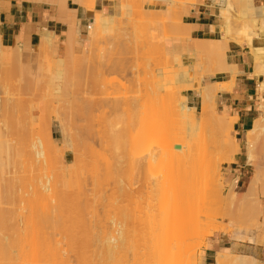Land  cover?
Wrapping results in <instances>:
<instances>
[{
	"label": "rangeland",
	"instance_id": "rangeland-1",
	"mask_svg": "<svg viewBox=\"0 0 264 264\" xmlns=\"http://www.w3.org/2000/svg\"><path fill=\"white\" fill-rule=\"evenodd\" d=\"M79 1L91 6L94 5V0ZM147 1L152 0H123L122 14L118 17L97 15L88 25L86 37L90 41L89 45L79 52H76L73 41V34L75 35V32L70 34L69 39L72 41H68V44H66L65 52H59L57 50V45L54 46L56 48H52L53 50H56V53L53 50H49L48 46L46 47L45 39L42 38V48L40 51H42L43 53H45L46 50L52 51L51 53L48 52L49 54L47 58H49L50 56L49 60L52 61L51 64H53L54 66L52 68V72L54 70V75L52 74V72H50L40 76V79L38 78L40 80V82L38 81L39 84L35 82L34 76L32 77L30 75L31 72L28 69L29 67H27V65H23L25 63L21 61V56L18 57L17 53L8 52V50L5 49L3 45H1L2 43L0 41V48H2L0 49V83L3 84L5 81L3 86H1L2 84H0V106L3 105L2 103H6L9 104L10 109L13 108L11 109V112L14 116H16L14 118H17L19 120L20 124H16H18V127L20 125L21 128H19L22 129V131L20 129L19 130L21 134L24 135L20 136V132L18 131H10L11 129L9 128V124L3 121L5 120L3 119L5 114L3 109L4 107L1 106L0 109L2 108L3 111H1L2 109L0 110V121H3L4 125L3 122H1L0 126L3 125L4 127L2 126L0 131H2L5 135L2 134L3 136L0 137V141L4 138L6 142L10 141V143L12 142V145L14 144L13 148L15 145L17 146V148H14L16 150H13V152L16 151V153H14V156L13 154H10L15 157V160L9 161L11 164L7 162L8 166L5 161L7 167L5 166V174L3 173L5 176L3 177L4 182H14V188L9 195L10 199L13 202H10L12 205H7L8 202L4 201L2 202L3 204L1 203L0 205L3 209L6 207L7 210L6 208L5 210H9L8 212H10V210H15V212H13L7 218L5 228L0 232L1 242L4 244L15 243L17 245H20V243H22L21 239L23 241L26 238L25 240L29 241V236L31 242V239H36V242L38 240L37 244L40 243L42 245L41 247L40 244L38 246L36 245L38 247V250L36 249L35 252H38L37 255L39 256H37L36 253L33 254L29 252L28 249H26L27 253L29 252L28 257L26 255V252H24L25 249L23 247L26 248L25 245L21 246V248L24 249H22L23 252H21V248L19 246H11L10 249L12 247H14V249L12 250L13 252L10 250L9 254L13 253L11 255V259L13 257V259L16 261L14 263V261L12 260L14 264H33V262H35L37 259L39 262H36L40 264H202L203 249L207 244L208 238L211 237L215 232H236L239 234L243 229H251L260 230L264 234V211H261V205L264 209V173L258 188L253 191L246 190L249 185L250 179H252L254 174L258 171L256 170V166L257 168L258 166L260 168V171L258 172L261 173L262 171H264V160H262L264 159V133L257 137L255 135H249L247 143L249 140V145L252 146V150H257L253 151L255 164H250L245 167V172L240 175L242 177L241 179H239L238 173L232 176L234 179L239 180L238 186L236 187V190L239 192L234 190L236 181L230 183L231 189L229 190V184H225L226 178H228V176L230 175L228 165L230 162L234 161V154H237V152L234 151V133L231 124L229 127L230 129H225L226 126H223L225 129H223V133L225 136L219 130L221 132H219V134H222L224 136L223 138L226 137L224 139L225 141H227L225 142L226 146L225 149L223 147L224 150H222L225 152L226 148L228 149L229 153H227L228 155L226 157H228L229 159H224L223 157L225 156H222L221 153H218L217 156L213 154L215 156L214 159L211 158L212 156L208 157V159L211 158L212 161L207 167H203V169L200 168V173L203 174L199 175L201 176V183L199 182L200 185L198 186V183L195 182L197 183L196 185L198 186V188L193 190L190 189V186H186L185 188L188 187L189 189H183L182 194L187 196L186 198H188V202L184 201L187 203L182 204V207H190L189 209L187 208V210L185 209V215L182 217V219L181 217H177L178 219L176 218L172 221V223H170L169 226L172 227L167 226L165 230V227H161L163 231L166 232L165 233L159 226L161 217L155 218L153 216L155 212L159 211H156V207L158 206L155 207V205H158L157 203H159V201L161 200L160 196H162V198L164 199V197H166V194L168 195L169 192H171L169 190L174 189L171 186V182L185 173L184 165L176 164L177 159L180 158L179 154L185 151V145H176L173 147H166L158 151H153L155 145L164 142L169 134L167 132H159L153 138H150L148 134L151 125H153V123L151 122L153 120V117L154 122L155 118L156 120L160 118V122H163L161 121L162 118L159 117L158 113H156V111H163L160 107L163 105L159 104L160 97L158 95H160L161 91L162 93L163 91H165L163 89H158L164 81L163 80L160 82L159 78H165L166 76L161 77L164 76L161 74H168L166 69L167 67L169 68L171 66L170 63H165L164 66L167 67H164L166 68L164 69L162 68L163 64L158 62H162L163 58L165 57V61L163 60V62H168L170 61L169 59H171V61L173 60L174 63L172 66H177V61L174 62V58L172 59V57H175L179 53L168 52V50L165 48V39L169 38L170 36H174L172 34L176 33L175 31H177L178 28L180 29L179 26L178 28L175 27L179 25L178 20L181 17V12L179 11L180 5L186 3L187 1L193 0H166L168 2L167 8L150 10L145 14L143 12V5ZM247 1H251L249 4H253V9L249 8L246 5ZM219 2L221 6V16L225 23V31L231 39H235L240 42L247 41L249 44H252V42L248 40V33L253 32L256 36L264 34V25L260 21L264 18V3L255 4L254 0H219ZM165 10H167V17L164 16ZM251 10H255L256 15L254 16L258 17V20L260 21L258 23L259 26H252L251 23L255 22H252L253 12H250ZM177 11L180 12V14ZM153 13L156 15H154ZM229 13L231 15L234 14L232 15V19L231 16H229ZM177 14H179L180 16H177ZM154 16H158V18H155ZM163 16L164 18H167L169 22L165 19L163 20ZM227 16H229V19L232 20V22L229 21V25L234 24L231 25L232 27H228L227 25ZM177 17L179 19H177ZM152 18L157 20H154ZM108 19L116 22L114 25V30L104 35L97 34L98 37H96V33L92 34L94 26L93 22L95 20L101 21L103 24H105ZM150 19L152 21L154 20V24L152 21H150ZM233 20L235 23L233 22ZM149 21L150 23H148ZM163 21L169 23V29H166V26L168 25L166 23H163ZM155 25L157 26L156 28L154 27ZM170 28L175 29H173L174 33L172 30H170ZM164 29H166V31L168 30V32H165L166 34H164V32H161ZM155 32H157L158 35ZM159 33L163 34H161L160 36ZM180 33L178 34L180 35ZM71 36L72 38H70ZM157 38L160 39L158 40ZM155 39L158 41H156ZM154 40L156 41V43ZM69 42L71 44H69ZM152 44L153 49L151 48ZM158 44L161 45L160 49H163V53L160 54L161 56L158 53L156 55L154 54L156 57L153 56L152 59L150 54L153 55V52L149 53L147 51L150 48L153 51L156 48H154V46L156 45L158 47ZM260 48L262 50V57H264V48ZM252 49H254L253 51H255V48ZM115 51H117L116 54H114ZM157 55L159 56L157 57ZM206 58L207 61H209V57ZM151 61L156 62L155 65L157 63L158 66L162 65L159 68L164 69L165 72H160V74L159 71H157L158 68L153 67L154 63H151ZM207 61H203V63H209ZM65 64L69 65L72 68L71 69L70 67H68V70H70V72L66 69ZM56 65L57 67H62L61 69L62 71H64H59V68H57ZM102 65L104 67H101ZM205 66L206 65H192V68H194V70L195 68H197L196 73L193 72V69H191L192 73L195 74H192V76H194V84L198 83L199 85H205L212 82V88L217 90V93L220 90L229 89L225 87L228 82L214 83V81H209V77H206L208 75L205 76V73H213L211 67L212 65H210V67ZM54 68H56L58 71ZM23 70L27 72L29 71V75L27 73L26 74L31 77H28L25 74V71L23 72ZM174 70L170 71L169 73H174ZM14 71L17 75L14 73ZM56 72H59L58 74L61 75V77L60 75L58 77L61 78L63 83H60L62 82L60 79H58L59 81L56 79ZM152 72L156 73L154 74ZM158 73L159 75H161L159 76V78ZM170 75L171 74H169V76ZM51 76L52 80L50 79ZM169 76L167 78H169ZM65 77L70 80L69 81L67 79V81H69L70 83L66 81ZM173 78L175 79L176 76ZM118 79H120V81ZM176 79L175 81L176 83L178 81V85L173 81V87L177 86L176 88H178V90L174 88L175 91L179 92V90H181V92L179 93H183L186 95L188 90H191V92H193L200 100L197 88L193 87L189 89H183L185 87H188V83L184 84L183 81H180L179 78L178 80ZM64 80L66 82H64ZM170 80L171 78L169 79V81H167L169 82V84L171 82ZM203 80H205V82H203ZM165 83L166 82H164V84ZM179 83L181 85H179ZM60 85H63V87L61 88ZM181 86L183 87L182 89L180 88ZM2 87L4 88V90ZM57 87L59 88L55 89ZM167 87L169 86H165V88ZM32 89L34 91H32ZM155 89L159 90V92H156ZM57 90H61V92ZM171 90L172 88L170 90H166V93H168L167 91L171 92ZM172 91L174 93V90ZM178 92L176 93L178 94ZM3 93H5V95ZM162 95L166 96L165 93ZM149 96L153 99L149 98ZM148 98L152 103L147 101L149 100ZM109 100H111L113 104L114 102H118V107H114L115 109H112L111 107L116 104L113 105L111 101L108 102ZM167 100L168 99H166V101ZM150 104L154 106L157 105L156 107L159 106L160 108L156 110L157 108H154L153 106L154 110L151 109L152 113H144L145 109L149 110L146 105L148 107H151L152 105ZM167 104L166 106H168ZM190 105H195L196 107L198 105L197 111H201V100L199 103L196 101ZM129 109L131 111L135 109V117L134 115H131L134 113L130 114V112H128ZM140 109L142 111H139ZM112 110H116L114 111V113H117L115 114L117 115V117L120 116L119 120L115 117ZM111 111L113 113L111 114L112 116H110ZM216 111L217 113H221L220 111H218V109ZM167 112L170 116L169 111ZM199 112L198 115H200ZM155 113L157 114V117ZM163 113L161 115H163ZM129 114L131 116H129ZM171 115L173 116V113ZM106 117H108L107 120L109 118L115 117L116 119L114 120L119 121V125L122 124L120 126L121 129L123 127L122 135L125 136L122 137V140L124 142H121L123 144L121 145V156L118 163L119 169L117 167L116 176H111V173H109L110 176L107 175L109 178H106L107 176L100 178L99 176L97 177L95 175H91L95 179H93V177L89 175L76 176L73 173V170H77L76 166H80L79 163L82 158H86L87 160L91 159L94 162L93 163L90 160L93 164H95L94 159L96 158L95 160H99V164L101 163L102 160L100 156L93 153L90 154L92 150L87 151L86 146L90 144L96 150L98 148H101L99 144L100 136L98 132L101 131L103 120H105ZM128 117H130L131 120H129L130 118ZM50 119L52 120L49 121ZM229 121L231 120H228L227 122L229 123ZM106 122L108 121H105V123ZM127 122H130V125L127 124ZM158 122L156 123L159 124ZM109 123L110 121L108 122V124ZM224 123L225 122H223L222 125H226ZM217 124L218 123H216L215 126H217ZM103 125L107 124L103 123ZM126 125H132L133 129L130 130L131 128H127ZM222 125L220 126L222 127ZM125 128L131 131V134H129L131 139L129 138V136L127 137L126 132L128 130ZM2 129H5V131H3ZM91 129L95 133L90 132L89 130ZM12 132L16 133L14 134ZM17 132L18 135L16 136ZM209 132L210 131H208V135L211 134ZM217 132L218 131H216L215 133ZM31 133H33V135H30ZM52 133L54 138L52 136ZM217 134H215L214 136H216ZM48 135H51L50 137L52 142L48 141L50 140V138H48ZM133 135L135 136V139H133ZM5 136H7L8 138H6ZM13 136L17 138H14ZM18 136L22 138L20 139V137L18 138ZM32 136H40L47 141L48 145H53V148L49 146L50 149L48 150H53L51 154H55L54 157L57 162H55V164L52 163L54 166L51 165V168H56H54L55 170L48 168L50 166L47 162H44L45 160L40 161V159H36L32 156V152L30 153V151L33 150L32 148H29L31 146L27 147V145H29V141L27 142V144L24 140H22L24 138H28L30 140L32 139ZM210 137L211 136H208V138ZM19 139L20 142L22 140L26 144L25 145L23 143L25 145L23 146L25 148V151L22 148L23 151L21 152H24L22 154L20 152L17 153L18 151L22 150L20 146L21 143L17 141ZM219 139H221V136ZM209 141L207 143H211ZM16 142L18 144L20 143V147L18 146V144H16ZM251 142L254 143L252 144ZM221 143L218 144L221 145ZM218 144L217 146L219 148L220 146ZM209 145L210 144H208V146ZM18 147L20 150L18 149ZM209 147H207L206 149H208ZM26 148H29L30 150ZM239 148L240 151L242 150L243 152H246V146H239ZM214 150L216 151V147L214 148ZM27 152H29V154ZM102 152L105 151L103 150ZM216 152H218V150ZM24 154L27 155L25 156ZM149 155H151V158H149ZM208 155H210V153H208ZM91 156H93L94 158ZM19 157H22V161L21 159H18ZM5 158L7 159V157H4V160H6ZM11 159L9 158V160ZM16 159H18L19 163H17L18 161H16ZM86 159L84 160L86 161ZM90 161L86 162L90 163ZM42 162L44 165H46V167L42 164ZM102 163H104V160ZM99 164L98 168L96 167V170H100L99 167L101 166V164L100 166ZM105 164L106 163L102 165L104 166ZM94 166H97V163ZM106 167L107 166H104V168ZM96 170L94 172H96ZM101 171H103V168L102 170H100V172ZM30 172L35 173L30 174ZM104 172L105 170L103 171V173ZM96 175H100V173ZM57 176H59L58 181L55 180L56 178H58ZM96 177L98 182L97 184L94 183L95 181H92L96 180ZM99 178L101 181H99ZM42 179H47L46 181H50L45 183L46 181H43ZM218 179L223 181L225 186L219 185ZM42 182L49 186L51 185L52 187L53 185L55 187L58 186L54 188V193H51V195L45 200H40L35 196V192H37V188L39 186L41 187V185L43 184ZM57 182L59 184L56 185ZM100 182H102V186H99ZM33 183H35V185ZM38 183H40V185ZM91 184H96V186L100 187L101 190H97L96 186H94L95 189L92 190L93 185L91 186ZM90 186L91 188H87L88 190L86 189L87 191H85L86 193H84L83 189ZM192 186L193 185H191V187ZM163 191H168V193L163 194ZM163 214H165V212L162 213L161 216H163ZM156 216L160 215L158 214ZM31 218H34L33 222H36V225L38 224L37 226L33 225L35 223H30V221H32ZM39 219L41 220V222ZM47 219L49 221L45 222ZM178 224L181 226H179ZM174 225H177L179 228L182 227V230H171V228H175ZM34 226L37 227V230ZM169 229L170 231L167 234ZM34 230L36 231L35 234ZM173 232L177 234H173ZM32 233L34 235H36L37 233V235L39 236L36 238V236H34ZM30 234H32L35 238H33L32 235L31 238ZM50 236L51 238H48ZM53 236L54 238H57V241L53 238ZM111 237H113L116 242H113L115 248L110 252L107 248V245L109 244L108 242ZM160 238H162L163 241H161ZM250 239L252 240L251 237ZM30 241H25L24 243L28 246L31 244ZM158 241L163 242L162 244L165 245L162 247L157 245L160 244ZM55 243H57L59 249L62 246L59 250L60 252H58V247ZM98 246L100 248H98ZM28 247L30 248L29 250L32 251L33 247L31 245ZM52 247L57 248V250L56 248H54L53 253L51 251L53 249ZM62 248L64 251L62 250ZM55 251H57L55 255L60 253V258L58 255V259L54 256ZM42 252L44 254L43 257ZM23 253L26 256H23ZM32 254L34 256H30ZM237 256L241 260H243V263L240 262V260L239 262L232 260V262L228 264H255V259L252 257L242 255ZM234 258H236V255L234 256ZM28 259H30L31 263L30 261H28ZM52 260H54V262ZM0 264H5L3 263L2 257H0Z\"/></svg>",
	"mask_w": 264,
	"mask_h": 264
},
{
	"label": "bare ground",
	"instance_id": "bare-ground-1",
	"mask_svg": "<svg viewBox=\"0 0 264 264\" xmlns=\"http://www.w3.org/2000/svg\"><path fill=\"white\" fill-rule=\"evenodd\" d=\"M95 1V0H94ZM94 1H93V3H94ZM251 1H247L246 2V5L249 7V8H251V9H253L252 7H253V4H249ZM125 6H128V5H125ZM139 7V6H138ZM167 10H165V15L164 16H168L167 15V12H166ZM180 12H181V10H179ZM215 11V10H214ZM146 12V11H145ZM178 12V11H177ZM180 12H178L179 14H180ZM250 12H253L252 13V15H253V20H252V22H255V23H251L252 24V26L253 25H256V26H259L258 25V23L261 21V23L264 25V18L262 19V20H258V17H256V16H254V15H256V12H255V10H251ZM176 13V12H175ZM150 14V13H149ZM154 14V13H153ZM179 14H177V16H180ZM230 14V13H229ZM145 15V14H144ZM152 15V14H151ZM154 15H156V14H154ZM183 15V14H182ZM189 15V14H188ZM227 15H228V13H227ZM232 15H234V14H232ZM231 14L229 15V16H231V19L233 18V16H232ZM161 16V15H160ZM164 16H163V20L165 19L166 21H168L169 22V20H167V18H164ZM229 16H227V18L226 19H228L227 21H228V23H227V25H228V27L229 26H231V25H234V24H231V25H229V21H231L232 22V20H230L229 19ZM62 17V16H61ZM155 18H158V16H154ZM149 18V17H148ZM152 19H154V18H152ZM169 19V18H168ZM171 19V18H170ZM177 19H179L178 17H177ZM181 19V18H180ZM148 20V19H147ZM154 20H157V19H154ZM154 20L152 21L151 19H150V21H152L153 22V24H154ZM150 21L148 22V23H150ZM166 21H163V23H166L167 25L169 24L168 22H166ZM179 21V20H178ZM178 21H176V22H178ZM181 22V21H180ZM233 22H234V20H233ZM94 26H93V32H92V34H94V33H96L95 35H96V37H98V35H104V34H107V33H109V32H111L112 30H114V25H115V23L116 22H113L112 20H110V19H108L107 21H106V23L105 24H103L101 21H98V20H95L94 22ZM156 23V22H155ZM192 23V22H191ZM235 23V22H234ZM257 23V24H256ZM157 24V23H156ZM177 24V23H176ZM173 25V24H172ZM191 25V24H190ZM175 26V25H174ZM178 26H180V25H177V26H175V27H177L178 28ZM181 26H183V25H181ZM155 28L157 27L156 25L154 26ZM164 27H165V25H164ZM167 28L166 29H169V25L168 26H166ZM171 27V26H170ZM174 27V28H175ZM197 26H195V28H196ZM232 27V26H231ZM153 28V27H152ZM151 28V29H152ZM173 28V29H174ZM150 29V28H149ZM158 29V28H157ZM166 29H164L163 31H161V32H164V34H166L165 32H168V30L166 31ZM173 29H171L170 28V30H172L173 31V33H174V30ZM198 29V28H197ZM154 30V29H153ZM48 31V30H47ZM148 31V30H147ZM150 32V31H149ZM152 32V31H151ZM176 33H174V34H172V35H174V36H178L179 34L178 33H180V29L178 28V30L177 31H175ZM188 32V31H187ZM187 32H182V33H187ZM49 33V32H48ZM50 33H52V32H50ZM157 35H158V33L157 32H155ZM72 34V33H71ZM98 34V35H97ZM112 34V33H111ZM161 34H163V33H161ZM161 34L159 33V35L161 36ZM178 34V35H177ZM181 34V33H180ZM223 35H225L224 33H223ZM43 36V35H42ZM93 36V35H92ZM164 36V35H163ZM179 36H181V35H179ZM184 36V35H183ZM94 37V36H93ZM222 37V36H221ZM225 37H226V35H225ZM247 37H248V40L250 41V42H252L253 41V39L255 38V37H257L253 32H250V33H248L247 34ZM1 38V37H0ZM70 38H72V36L70 37ZM223 38V37H222ZM43 39H45V42H46V47L48 46V48H49V50H53L54 48H56V47H54V46H56L57 44H55V41H54V39L52 38V37H48V36H43ZM158 39V38H157ZM160 39V38H159ZM158 39V40H159ZM17 40V39H16ZM156 40V39H155ZM154 40V41H155ZM158 40H156V41H158ZM0 41H1V39H0ZM69 41H72V40H70L69 39ZM156 41H155V43H156ZM195 41H197V40H195ZM201 41V40H200ZM206 42H207V40H205ZM224 40H220V41H211V42H208V43H206V42H204V43H202V44H198V43H196V47H195V52H202V54H204V56H206V57H209L208 58V60L209 61H207V62H209V63H206V66L207 67H210V65H212L211 67H212V71H213V73L215 72V71H222V70H227V71H229V70H233L234 72H235V66L234 65H230V64H227L226 63V61H225V47H224V42H223ZM226 41V40H225ZM160 42V41H159ZM158 42V43H159ZM200 43V42H199ZM228 43V42H227ZM1 44V43H0ZM68 44V43H67ZM69 44H71L70 42H69ZM198 44V45H197ZM2 45V44H1ZM21 45V44H20ZM31 45V44H30ZM228 45V44H227ZM151 46V45H150ZM160 46L161 45H159L158 44V47L155 45L154 46V48L156 49V52H155V49L152 51L151 50V48L153 49V44H152V47L147 51V52H153L152 54L153 55H151L150 54V56H151V58L154 56V57H156L155 55L158 53L159 55L160 54H162L163 53V49H160ZM229 46V45H228ZM1 47V46H0ZM17 47V46H16ZM58 47V46H57ZM41 48H42V46L40 47V50H41ZM51 48V49H50ZM53 48V49H52ZM162 48V47H161ZM252 48H255V51H254V53L256 54V57H257V59L258 58H261L262 57V50H261V48L260 47H252ZM0 49H2V48H0ZM21 49V48H20ZM18 50V49H17ZM35 50V49H34ZM162 52H161V51ZM252 50H254V49H252ZM2 51V50H1ZM19 51V50H18ZM54 52L56 51V50H53ZM34 52V51H33ZM48 52H52V51H45V53H43L42 51H40L39 52V60H37L35 63H26V62H24L25 64H23V65H27V67H29L28 69L30 70V72L28 71H25V70H23V72L25 71V74L27 73H30V75L33 77L34 76V80H35V82L37 83V84H39L38 83V81L40 82V76H42V75H45V74H47V73H50V72H52V68L54 67L53 66V64H51V62L52 61H50L49 60V58H50V56H49V58H47V56H48ZM116 52L117 51H115V53L114 54H116ZM188 52V51H187ZM1 53V52H0ZM56 53V52H55ZM17 54H18V57L19 56H21L22 57V55H23V53L21 52V51H19V52H17ZM113 54V55H114ZM155 54V55H154ZM165 54V53H164ZM227 54V53H226ZM14 55V54H13ZM55 55V54H54ZM159 55H157V57L159 56ZM15 56V55H14ZM115 56H117V55H115ZM161 56V55H160ZM163 56H165V55H163ZM181 55L180 54H177L175 57H172V59L174 58V62L175 61H177V66L174 68L172 65L174 64L173 63V60L171 61V59H169L170 61H168V62H163V60L165 61V57L163 58V60H162V62H158V63H162L163 64V67L162 68H164V67H167V66H164L165 65V63L167 64V63H170L171 64V66L170 65H168V66H170L169 68L167 67V69L166 68H164V69H166L167 70V73L168 74H166V73H163V74H161L160 72H165V70L164 69H162V68H159V67H161L162 65H155V63L156 62H152L151 61V63H154V65H153V67H157V68H155V69H157V71H159V73L161 74V75H164V76H161V75H159V73H158V78H159V76H161V77H165V78H162V79H160L159 78V81L161 82V81H163L162 83L164 84V82H166L163 86L161 85L158 89H160V90H165V91H163V93H162V91L160 92V95H158L159 97H160V99H159V104H161V105H163V106H160L161 107V109L163 110V111H156V110H158V108H160L159 106L158 107H156L157 105H152V104H150V105H152L151 107H148L147 105H146V107L149 109V110H146L145 109V111H144V113L146 112H149V114H150V112H151V109H153V106H154V108L156 107L157 109L155 110L156 111V113H158V115H159V117H161L162 119H161V121H163L162 123L160 122V118L158 119V120H156V118H155V122L153 121L154 120V117H153V120L151 121L152 123H153V125H151V128H150V130H149V134H148V136L150 137V138H153L156 134H158L159 132H167L168 134H169V136L167 137V139L164 141V142H162V143H158V144H156L155 145V148L153 149V151H158V150H160V149H163V148H168V147H173V146H176V145H185V151L184 152H181L179 155H180V158L179 159H177V162H176V164H178V165H184V169H185V173L184 174H182L180 177H178L176 180H173L172 182H171V186L174 188V189H171V190H169V191H171V192H169V194L167 195L166 193H168V191H163V194H166V197H164V199L162 198V196H160V201H159V203H157L158 205H155V207L156 206H158V207H156V211H158V212H155V213H157V214H153V216L155 217V218H158V217H161V220H160V222H159V226H160V228L161 227H165L164 228V230L167 228V226H169L170 225V223H172V221L173 220H175L177 217L179 218V217H181V219H182V217L185 215L184 213H185V211L187 210V208L189 209V207H182V204H185V203H187L188 202V198H186L187 196H185V195H183L182 194V192H183V189L186 187V186H190V189H193V190H195V189H197L198 188V186L200 185V183H201V176H199V175H202L203 173H200V168L201 169H203V167L205 168V167H207L210 163H211V158H215V156H217V154L218 153H221L222 154V156H225V157H223L224 159H227L228 157H226L228 154L227 153H229L228 152V149L226 148V150H225V152L223 151L224 149H225V146H226V144H225V142H227V141H225L224 139L226 138H223L225 135H224V133H223V131L225 130V129H230L229 127H230V124H231V127L233 128V122H234V120H235V118L234 117H232V116H229L226 112H221V113H217V106H216V96H217V90H215V89H213L212 88V82H210V83H208V84H202V85H199L198 83L197 84H194L193 83V77L194 76H192V74H194V73H192V70L191 69H193V72H195L196 73V71H197V68H195V70H194V68H192V66H186V65H184L183 64V62H182V58L180 57ZM184 56V55H183ZM203 56V57H204ZM112 57V56H111ZM114 57V56H113ZM167 57V56H166ZM171 57V56H170ZM1 58V57H0ZM153 59V58H152ZM158 59V58H157ZM156 59V60H157ZM168 59V58H167ZM206 60H207V58H205ZM205 59H203V60H205ZM1 60V59H0ZM17 60V59H16ZM52 60V59H51ZM151 60V59H150ZM206 60H205V62H206ZM109 61H110V59H109ZM154 61V60H153ZM108 62V61H107ZM205 62L202 64V65H204L205 64ZM210 62H212V63H210ZM20 63V62H19ZM18 63V64H19ZM2 64V63H1ZM67 64V63H66ZM65 64V67H66V69L68 70L69 68L68 67H70L69 65H66ZM100 64V63H99ZM208 64H210V65H208ZM20 65V64H19ZM18 65V66H19ZM22 66V65H21ZM60 66V65H59ZM64 66V65H63ZM205 66V67H206ZM56 67H57V65H56ZM65 67H63V68H65ZM97 67V66H96ZM101 67H104L103 65L101 66ZM116 67V66H115ZM174 69H176V70H174ZM57 68H59V71H62V67H57ZM71 68V67H70ZM27 69V68H26ZM54 69H56V68H54ZM61 69V70H60ZM72 69V68H71ZM75 69V68H74ZM116 69V68H115ZM155 69H154V71H155ZM160 69V70H159ZM162 69V70H161ZM199 69V68H198ZM22 70V69H21ZM57 70V69H56ZM78 70V69H77ZM152 70V69H151ZM174 70V73H169L170 71H173ZM58 71V70H57ZM64 71V70H63ZM62 71V72H63ZM69 72H70V70H68ZM67 71V72H68ZM76 71V70H75ZM102 71V70H101ZM118 71V70H117ZM147 71V70H146ZM53 72H54V70H53ZM52 72V74L54 75V73ZM61 72V73H62ZM71 72H72V70H71ZM74 72V71H73ZM203 72V71H202ZM14 73H15V71H14ZM19 73V72H18ZM21 73V72H20ZM59 72H56L55 74L57 75V80L58 79H60L61 80V75L60 74H58ZM147 73V72H146ZM152 73H156V72H152ZM16 74V73H15ZM25 74H23V75H25ZM26 74V75H27ZM74 74V73H73ZM169 74H171L170 76H169ZM174 74V75H173ZM205 74H207V73H205ZM208 74H210L209 72H208ZM17 75V74H16ZM29 75V74H28ZM27 75V76H28ZM50 75V74H49ZM52 75V76H53ZM55 75V76H56ZM60 75V77H58ZM195 75V74H194ZM223 75V74H222ZM13 76H14V74H13ZM20 76V75H19ZM18 76V77H19ZM31 76H28V77H31ZM52 76H51V80H52ZM63 76V75H62ZM156 76V75H155ZM154 76V77H155ZM169 76V78H167ZM176 76V80H178V78L180 79V81L182 80L183 81V83L185 84V83H188V87H185V88H183L182 86L184 85H182L180 88L182 89H189V88H193V87H195V88H197V90H198V95H199V97H200V100H201V111L199 112V111H197V107L195 106V105H190L189 103H188V97H187V95H185V94H183V93H179V92H181V90H179V92L178 91H175V89L176 90H178V88H176V87H173L174 86V83L175 84H177L178 83V81H177V83H176V81H175V79L173 78V77H175ZM27 77V78H28ZM223 77V76H222ZM39 78V79H38ZM64 78V77H63ZM146 78H147V75H146ZM145 78V79H146ZM153 78V77H152ZM158 78H157V80H158ZM171 78V82H170V84H169V82H167V81H169V79ZM24 79V78H23ZM31 79V78H30ZM36 79H37V81H36ZM44 79V78H43ZM65 79H66V81H67V77H65ZM81 79V78H80ZM155 79V78H154ZM165 79H166V81H165ZM168 79V80H167ZM174 79V80H173ZM4 80V79H3ZM2 80V81H3ZM28 80V79H27ZM33 80V79H32ZM50 80V81H51ZM69 80V79H68ZM73 80V79H72ZM119 81H120V79H118ZM156 80V81H157ZM42 81V80H41ZM55 81V80H54ZM59 81V80H58ZM62 81V80H61ZM65 80H64V82H66ZM70 81V80H69ZM69 81H67V82H69ZM155 81V82H156ZM173 81H174V83H173ZM28 82H30V81H28ZM52 82V81H51ZM215 82H217V81H214V83ZM4 83H5V81H4ZM3 83V84H4ZM48 83V82H47ZM46 83V84H47ZM60 83H63V81L62 82H60ZM70 83V82H69ZM68 83V84H69ZM220 83V82H219ZM0 84H2V83H0ZM3 84L1 85V86H3ZM33 84V83H32ZM35 84V83H34ZM64 84H66V83H64ZM63 84V85H64ZM121 84V83H120ZM168 84V85H167ZM172 84V85H171ZM211 84V85H210ZM63 85H60L61 86V88L63 87ZM159 85V84H158ZM178 85V84H177ZM179 85H181L180 83H179ZM209 85H210V88H212V89H210L209 88ZM232 85H233V81L232 82H228V84H226L225 85V87H227V88H231L232 87ZM67 86V85H66ZM165 86H169V87H167V88H169V89H167V88H165ZM37 87V86H36ZM54 87H56V86H54ZM53 87V88H54ZM158 87V86H157ZM172 88V90H174V93H173V91L171 90V92L170 91H167L168 93H166V90H170L171 88ZM3 88V87H2ZM32 88V87H31ZM59 87H57V88H55V89H58ZM175 88V89H174ZM3 90H4V88H3ZM8 90V89H7ZM31 90V89H30ZM63 90V89H62ZM118 90V89H117ZM156 90V92H159V90H157V89H155ZM195 90V89H194ZM32 91H34L33 89H32ZM57 91H59V90H57ZM216 91V92H215ZM4 92V91H3ZM8 92V91H7ZM59 92H61V90L59 91ZM169 92H170V94H169ZM176 92H178V94L176 93ZM166 94V96H164V95H162V94ZM4 95H5V93H3ZM9 94V93H8ZM153 94V93H152ZM179 94H180V96H179ZM112 95V94H111ZM135 95V94H134ZM155 95H157V94H155ZM18 96V95H17ZM170 96V97H169ZM9 97V96H8ZM113 97V96H112ZM112 97H111V99H112ZM152 97H153V95H152ZM163 97H165V98H163ZM168 97V98H167ZM109 98H110V96H109ZM149 98H151L150 96H149ZM148 98V99H149ZM170 98V99H169ZM129 99V98H128ZM151 99H153V98H151ZM162 99H164V100H162ZM166 99H168L167 101H166ZM118 100V99H117ZM160 100H161V102H160ZM200 100H199V102H200ZM7 101V100H6ZM111 100H109L108 102H110ZM114 101H115V99H114ZM148 102H151L150 101V99L149 100H147ZM147 101H146V103H147ZM164 101H166V102H164ZM9 102V101H8ZM7 102V103H8ZM112 102V101H111ZM152 103V102H151ZM158 103V102H157ZM156 103V104H157ZM1 104V103H0ZM3 105H1V106H3L4 108V117H3V115H2V117H3V119H5V120H3L5 123H8L9 124V128L11 129H9L10 131H18V132H20V130L22 131V129H20L21 127H20V125H19V127L17 126L18 124H16V123H19V120L17 119V118H14V117H16V116H14L13 115V113L11 112V109H13V108H9V104H4V103H2ZM112 104H113V102H112ZM111 104V105H112ZM114 104H116V105H114ZM114 106H112L111 108L113 109L114 107L116 108V107H118V102H114ZM155 104V103H154ZM166 104L168 105V106H170V107H168V106H166ZM0 106V107H1ZM163 107V108H162ZM165 107V108H164ZM169 109H168V108ZM211 107V108H210ZM114 108V109H115ZM167 108V109H166ZM2 109V108H1ZM0 109V110H1ZM3 109L1 110V111H3ZM167 110V111H169V113H170V116H172L171 114L173 113V116L172 117H170L169 116V114H168V112L167 111H165V110ZM154 110V109H153ZM1 111H0V113H1ZM6 111V112H5ZM113 111V110H112ZM112 111L110 112V116H112L111 114H113L114 113V111H116V110H114L113 111V113H112ZM135 109L134 110H130L129 109V111L128 112H130V114L131 113H134V114H131V115H134V117H135ZM137 111V110H136ZM139 111H142L141 109L139 110ZM127 112V113H128ZM163 112H167V113H163ZM198 112H199V114L200 115H198ZM152 113V112H151ZM155 113V114H156ZM163 113V115H161ZM115 114H117V113H114V115ZM129 114V116H131ZM154 114V115H155ZM167 114V115H166ZM113 115V116H114ZM148 115V114H147ZM165 115V116H164ZM109 116V117H110ZM164 116V117H163ZM168 116V117H167ZM115 117L119 120L120 118V116H118L117 117V115H115ZM109 118L108 120H107V118L108 117H106L105 118V120H103V123L104 124H107V125H103V123H102V129H101V131H99L98 132V134H99V138H100V141H99V144H100V146H101V148H98V149H100V150H104L105 152H102V151H100V150H96L92 145H88V146H86V149H87V151H91V153L90 154H95V155H99L100 156V158H101V166H100V164H99V160L97 161V160H95L94 159V161H95V164H93V163H91V161L90 160H87L86 158H84V159H86V161H90V163H91V165H90V163L89 162H86L83 158L80 160V166H76L77 167V170H73V173L76 175V176H91V175H95V176H99L100 178L101 177H106L107 175L108 176H110L109 175V173H111V176L113 175L114 177L116 176V172H117V167H118V169H119V165H118V163H119V159H120V153H121V145L123 144V143H121V142H124L122 139V137H125L124 135H122V133H123V127H122V129H121V125H119L120 123H119V121H117V120H114V119H116V118ZM156 117H157V114H156ZM166 117V118H165ZM128 118H130V117H128ZM128 118H127V120H128ZM16 119V120H15ZM112 119V120H111ZM152 119V118H151ZM166 119V120H165ZM52 119H50L49 121H51ZM56 120V119H55ZM129 120H131V118L129 119ZM133 120V119H132ZM228 120H231V121H229V123L227 122ZM3 121H0V123L1 122H3ZM18 121V122H17ZM105 121H110V123L108 124V122H106L105 123ZM159 121V122H158ZM4 122H3V125H4ZM21 122V121H20ZM44 122H47V121H44ZM130 122H133V121H130ZM129 122V123H130ZM156 122H158L159 124H157ZM223 122H225L224 124H226V125H222V123ZM227 122V123H226ZM232 122V123H231ZM128 122H127V124H129ZM156 123V124H155ZM216 123H218L217 124V126H215V124ZM20 124V123H19ZM229 124V125H228ZM1 125V124H0ZM2 125V126H3ZM130 125V124H129ZM127 126V128L128 127H130L131 129L130 130H132L133 128H132V125L131 126ZM220 125H222V127L220 126ZM228 125V126H227ZM2 126H0V129H1V127ZM220 126V127H219ZM226 126V128L224 129V127ZM4 127V126H3ZM124 127H125V125H124ZM215 127V128H214ZM127 128H125V129H127ZM214 128V129H213ZM217 128H218V130H217ZM221 128V129H220ZM5 129H8V128H5ZM5 129L3 130V131H5ZM20 129V130H19ZM216 129V130H215ZM224 129V130H223ZM128 130V129H127ZM223 133V135L222 134H219V132L220 131ZM8 131V130H7ZM41 131V130H40ZM90 132H93V130L91 129V130H89ZM124 131H126V130H124ZM208 131H210L209 133H211V134H209L208 135ZM211 131H214V132H211ZM216 131H218L217 133L221 136V139H219L220 138V136L217 134V133H215ZM18 132H17V134H16V136L18 135ZM42 132V131H41ZM220 132V133H221ZM6 133V132H5ZM12 133H16V132H12ZM34 133V132H33ZM33 133H31L30 135H33ZM40 133V132H39ZM38 133V134H39ZM93 133H95V132H93ZM127 133V134H126ZM125 134L127 135V137L129 136V138H130V135L129 134H131V131H127ZM262 133H264V118H260V119H258V120H256V122H255V124H254V126H253V128L249 131V133H248V136L249 135H255L256 137L257 136H259V135H261ZM3 132L2 131H0V137L1 136H3V135H5V134H3ZM215 134H217L216 136H214ZM19 135L20 136H24L23 134H21V132L19 133ZM20 136H18V138L20 137ZM29 136V135H28ZM51 135H48V138H50V140H48V141H51V137H50ZM208 136H211L210 138H208ZM6 138H8L7 136H5ZM14 137V136H13ZM215 137V138H214ZM218 137V138H217ZM14 138H17V137H14ZM22 137H20V139H21ZM24 138V137H23ZM31 138V137H30ZM47 138V139H48ZM212 138V139H211ZM216 140V138H217V140L215 141L214 139ZM4 139V138H3ZM2 139V140H3ZM20 139L19 140H17L18 142H20ZM126 139V138H125ZM131 139V138H130ZM133 139H135V136L133 135ZM213 141V143H212V141ZM0 141V204L2 203V202H4V201H6V202H8V204L7 205H9V204H11L13 201L10 199V197H9V195H10V193H11V191H12V189L14 188V182H4V177L3 176H5L4 174H5V168L8 166V164H7V162L8 163H10L9 161H14L15 160V157H13L14 156V153H16V151L15 152H13V150H16V149H14L15 147L17 148V146L15 145L14 146V148H13V145L10 143V141H5V139L3 140V141ZM9 140V139H8ZM22 140H24L26 143L28 142L29 143V145H27V147L28 146H31V147H29L30 149L32 148V150L33 151H30V153L32 154V156L33 157H35L36 159H40V161H44V162H47L48 163V165L50 166V167H48V165H47V167L48 168H51V165H53V164H55V162H57L56 161V159H55V157H54V155H52L51 153H52V151L53 150H51V151H49L48 149H50V147L49 146H51V145H48V143H47V141L44 139V138H42V137H40V136H32V139H22ZM21 140V144H20V146H21V149L23 148L24 149V151H25V148L23 147V146H25L26 144H25V142H23ZM210 140V141H209ZM220 142H219V141ZM233 140H234V151H236L237 153H239V151H240V148H239V143L236 141V139H235V137L233 136ZM132 141H135V140H132ZM211 142V143H207V142ZM221 141H222V143H221ZM249 141V140H248ZM251 141V140H250ZM253 141V140H252ZM31 142V143H30ZM52 142V141H51ZM217 142V143H216ZM254 142H256V141H254ZM254 142H251L252 144L254 143ZM11 145V147H10V145ZM25 145H24V144ZM27 143V144H28ZM221 143V145H219V144ZM16 144H18L17 142H16ZM19 144H18V146H19ZM208 144H210L211 146H212V148H211V146L209 147L208 146ZM216 145V146H214V145ZM217 144L220 146L219 148H218V146H217ZM19 146V147H20ZM53 146V145H52ZM51 146V147H52ZM95 146V145H94ZM209 147L208 149H206L207 147ZM213 146H214V148L216 147V151L218 150V152H216L215 150H214V148H213ZM255 146V145H254ZM19 147H18V149H19ZM49 147V148H48ZM99 147V146H98ZM206 147V148H205ZM223 147H224V149H223ZM29 148H26V149H29ZM53 148V147H52ZM210 148H211V150H210ZM259 148V147H258ZM12 150V152H11V150ZM23 149L22 150H20V151H18L17 153H24V152H21V151H23ZM29 149V150H30ZM213 149V150H212ZM223 149V150H222ZM28 150V151H29ZM208 150V151H207ZM221 152H220V151ZM27 151V150H26ZM253 151H257L256 149L255 150H252V146H250L249 144H248V153H247V162L248 163H250V164H255V158H254V154H253ZM236 152H234V153H236ZM260 152V151H259ZM28 154H29V152H27ZM208 153H210V155H208ZM225 153V154H224ZM255 153V152H254ZM10 154H13V156L12 155H10ZM213 154H215V156L213 155ZM224 154V155H223ZM20 155V154H19ZM25 155V154H24ZM27 155V154H26ZM25 155V156H26ZM220 155V154H219ZM235 156L237 155V154H234ZM18 156V155H17ZM82 156V155H81ZM210 156H212L211 158H209L208 159V157H210ZM221 156V157H222ZM4 157H7V159L6 160H4ZM11 157H12V159H11ZM28 157V156H27ZM83 157V156H82ZM91 157H93V156H91ZM95 157H98V156H95ZM9 158L11 159V160H9ZM14 158V159H13ZM22 158V157H21ZM20 157L18 158L19 160L21 159ZM57 158V157H56ZM94 158V157H93ZM149 158H151V155H149ZM18 159H16V161H18ZM41 159H43V160H41ZM229 159V158H228ZM25 160H26V158H25ZM82 160H84L85 161V163H84V161H82ZM103 160H104V163H106L104 166H107L106 168H104V166L102 165V164H104V163H102L103 162ZM151 160V159H150ZM234 160H235V157H234ZM262 160H264V159H262ZM5 161H6V164H7V166H6V164H5ZM15 161V162H16ZM21 161H22V159H21ZM39 161V160H38ZM39 161V162H40ZM257 161H258V159H257ZM17 163H19V161L17 162ZM53 163V164H52ZM59 163V162H58ZM96 163H97V166H94V165H96ZM259 163V162H258ZM11 164V163H10ZM14 164V163H13ZM23 164V163H22ZM28 164V163H27ZM42 164H43V162H42ZM57 164V163H56ZM98 164H99V168H100V170H102V168H103V171L105 170V172L107 171H110V172H104L103 173V171H101L100 172V170H96L97 168H98ZM41 165V164H40ZM44 165V164H43ZM91 166V168H90V166ZM259 165V164H258ZM6 166V167H5ZM31 166V165H30ZM45 167H46V165H44ZM43 166V167H44ZM54 166V165H53ZM201 166V167H200ZM34 167V166H33ZM42 167V168H43ZM97 167V168H96ZM41 168V169H42ZM47 168V169H48ZM55 167H53V168H51V169H53V170H55L54 169ZM258 168H259V166H258ZM257 168V166H256V170H258V171H260V168L258 169ZM8 169V168H7ZM76 169V168H75ZM107 169V170H106ZM96 170V172H94ZM256 170H255V172H256ZM47 171V170H46ZM197 171H198V173H197ZM254 172L255 174H254V176L252 177V179H250V182H249V185H248V187H247V189L246 190H248V191H253V190H255L256 188H258L259 187V184H260V181H261V179H262V177H263V173H264V171H262L261 173L260 172ZM98 172V173H97ZM119 172V171H118ZM4 173V174H3ZM35 173V172H34ZM34 173H31L30 172V174H34ZM94 173H96V174H99L100 173V175H96V174H94ZM200 173V174H199ZM155 174V173H154ZM7 175V174H6ZM53 176V175H52ZM93 176H91V177H93ZM106 177V178H109V177ZM157 176V175H156ZM58 178H56L55 180H59V176H57ZM97 177H96V180H92V181H95L94 183H98L97 182ZM34 178V177H33ZM100 178H99V181H101L100 180ZM200 178V179H199ZM48 179V178H47ZM46 179V180H47ZM93 179H95L94 177H93ZM115 179V178H114ZM35 180H36V178H35ZM34 180V181H35ZM43 180V179H42ZM45 179L43 180V181H46ZM52 180V179H51ZM41 181V180H40ZM50 181V180H49ZM49 181H46L45 183H47V182H49ZM53 181V180H52ZM218 181H219V185H222V186H225L224 185V182L223 181H221L220 179H218ZM195 182H197V183H195ZM200 182V183H199ZM43 184L41 185V187H42V189H41V187L39 186H37L38 188H37V192H35V196L38 198V199H40V200H45V199H47L50 195H51V193H54V188H56V187H58V186H54L53 185V187L50 185H47V184H44V182H42ZM52 183V182H51ZM215 183H216V180H215ZM263 183V182H262ZM34 185H35V183H33ZM39 185H40V183H38ZM49 184V183H48ZM53 184V183H52ZM57 184H59L58 182L56 183V185ZM96 184L94 185V184H91V186L93 185V187H92V190L93 189H95L94 188V186H96ZM198 186H197V185ZM226 184V183H225ZM229 184V183H228ZM191 185H193L192 187H191ZM196 185V186H195ZM91 186L90 187H86V188H84L83 189V191H84V193H86L85 191H87L89 188H91ZM99 186H102V182H100V184H99ZM195 186V187H194ZM222 186H221V188H222ZM35 187V186H34ZM185 188V189H189V188ZM88 188V189H87ZM96 188H97V190L99 189V190H101V188L100 187H97L96 186ZM87 189V190H86ZM231 189V186H230V184H229V190ZM83 191H81V192H83ZM220 191H221V189H220ZM161 195V194H160ZM236 199H238V198H236ZM184 201H187V202H184ZM5 202V203H6ZM11 202V203H10ZM182 202V203H181ZM3 204V203H2ZM160 204V205H159ZM6 205V204H5ZM12 205V204H11ZM4 206V205H3ZM45 206V205H44ZM15 207V206H14ZM6 208V207H5ZM5 208L3 209L2 207H1V205H0V232H1V230H3L4 228H5V226H6V220H7V218L13 213V212H15V210H10V212H8V211H6L7 210V208H6V210H5ZM12 209H13V207H12ZM186 209V210H185ZM154 210H155V208H154ZM160 211H161V213H160ZM163 211V212H162ZM165 212V214H163V216H161V214L162 213H164ZM160 215V216H156V215ZM177 218V219H178ZM34 218H31V220L32 221H30V223L31 224H33V223H35V224H33V225H36V222H33L34 220H33ZM40 220V219H39ZM43 221H45V220H43ZM49 220L47 219L45 222H48ZM40 222H41V220H40ZM44 222V223H45ZM154 223H155V219H154ZM38 225V224H37ZM36 225V226H37ZM39 225H40V223H39ZM179 225V224H178ZM175 226V225H174ZM173 226V227H174ZM179 226H181V225H179ZM35 227V226H34ZM157 227V226H156ZM169 227H172V226H169ZM36 228V230H37V227H35ZM162 229V228H161ZM175 229H181L182 230V227L181 228H179L177 225L175 226V228L174 229H172L171 228V230H175ZM178 230V231H179ZM180 230V231H181ZM162 231H163V229H162ZM169 231H170V229L168 230V232H167V234L169 233ZM179 231V232H180ZM35 230H34V234H35ZM163 232H165V231H163ZM177 232V231H176ZM166 233V232H165ZM171 233V232H170ZM33 234V233H32ZM32 234H30V237H31V235ZM33 234V235H34ZM173 234H177V233H174L173 232ZM33 235H32V237H33ZM34 236H36V238L39 236V235H37V233H36V235H34ZM31 237V238H32ZM162 237V236H161ZM33 238H35V237H33ZM48 238H51V236L50 237H48ZM53 238H54V236H53ZM163 238V237H162ZM162 238H160L161 239V241H163L162 240ZM26 239V238H25ZM24 239V240H25ZM28 239H29V241H30V238H29V236H28ZM42 239V238H41ZM45 239V238H44ZM55 240L57 239V238H54ZM116 239V238H115ZM22 241V239H21V242L23 243H20V245L18 244H15V243H12V244H10V243H6V244H4V243H2L1 242V234H0V257H2L3 258V263H5V264H14L16 261L13 259V257H12V259H11V255L13 254L12 252V250L14 249V247L15 246H19L20 248H21V246H23V245H25L26 246V248L25 247H23L24 249H25V251L24 252H26V255H27V257L29 256L28 255V253L29 252H31V253H36L35 252V250L38 248L37 246L40 244V243H38L37 244V242H38V240H37V242H36V239H31L32 240V242H31V244L30 243H28V244H30L32 247V251L31 250H29L30 248L28 247V246H30V245H28L27 246V244H25L24 242L25 241H27V242H29L28 240H25V241ZM57 241V240H56ZM161 241H158L160 244H157V245H159V246H164L165 244H162L163 242H161ZM39 242H40V239H39ZM45 242V241H44ZM47 242V241H46ZM113 242H116V240H114V238L113 237H111V239L109 240V244L107 245L108 247V250L111 252V251H113L114 250V248H115V245H114V243ZM60 243V242H59ZM111 243H113V244H111ZM56 245H57V243H55ZM162 244V245H161ZM37 245V246H36ZM53 245V244H52ZM104 245V244H103ZM11 246H14V247H12L11 249H10V247ZM36 246V247H35ZM42 245L40 244V247H41ZM48 246V245H47ZM100 246V245H99ZM98 246V248H100ZM39 247V248H40ZM43 247H46V246H43ZM57 247H58V245H57ZM62 247V246H61ZM61 247H60V249H61ZM23 248H21V252H23L22 251V249ZM48 248H51V247H48ZM53 248V247H52ZM54 248H56V247H54ZM54 248L51 250L52 251V253H53V250H54ZM64 248V247H63ZM63 248H62V250H63ZM23 249V250H24ZM26 249H28V253H27V251H26ZM43 249V248H42ZM41 249V250H42ZM59 247H58V252H60L59 250ZM65 249V248H64ZM12 251L11 253L12 254H9L10 252L9 251ZM33 250H34V252H33ZM38 250V249H37ZM56 250H57V248H56ZM100 250V249H99ZM40 251V250H39ZM43 251V250H42ZM64 251V250H63ZM101 251V250H100ZM47 252H48V249H47ZM50 252V251H49ZM56 252L57 251H55L54 252V256L58 259V257H57V255L59 256V258L61 257L60 256V253H58L57 255H55L56 254ZM67 252V251H66ZM66 252H65V254H66ZM30 253V254H31ZM38 253V252H37ZM37 253H36V255H37ZM41 253V252H40ZM39 253V254H40ZM64 253V252H63ZM30 255V256H34V255ZM42 254H43V252H42ZM48 254V253H47ZM46 254V255H47ZM64 254V255H65ZM26 255H24V253H23V256H26ZM35 255V256H36ZM41 255V254H40ZM50 255V254H49ZM236 254H233V253H231V252H229V251H225V252H219V253H217V256H216V259H215V261H214V263L213 264H228V263H230V262H232V260H234V261H236V262H239V260H240V262H242L243 263V260H241L237 255H236V258H234V256H235ZM37 256H39V255H37ZM44 256V254L42 255V257ZM52 256V255H51ZM63 257V256H62ZM38 258V257H37ZM48 258H49V256H48ZM39 259H40V257H39ZM42 259V258H41ZM46 259V258H45ZM44 259V260H45ZM51 259H53V258H51ZM14 261V263H13V261ZM26 260V259H25ZM49 260V259H48ZM55 260V259H54ZM54 260H52L53 262H54ZM64 260V259H63ZM28 261H30V259H28ZM36 261H38V259L36 260ZM35 261V262H36ZM50 261V260H49ZM58 261V260H57ZM27 262V261H26ZM33 262V264H40V263H38V262ZM46 262H48V261H46ZM28 263V262H27ZM30 263H31V261H30ZM58 264V263H57Z\"/></svg>",
	"mask_w": 264,
	"mask_h": 264
},
{
	"label": "crops",
	"instance_id": "crops-1",
	"mask_svg": "<svg viewBox=\"0 0 264 264\" xmlns=\"http://www.w3.org/2000/svg\"><path fill=\"white\" fill-rule=\"evenodd\" d=\"M122 2L123 0H95L94 5L91 6L79 0H0L1 43L8 52L21 51L22 62L35 63L39 60L43 36L52 37L57 43V50L65 52L69 36L75 32L73 41L76 52H79L89 45L90 41L86 37L89 23L97 15L120 16ZM254 2L260 4L264 3V0H254ZM167 7L166 0L147 1L143 5V12L146 14L147 11ZM180 10L181 36H170L165 39V48L168 52H178L185 65H202L206 57L202 52H195L196 43L202 44L206 42L205 40L206 43L224 40L225 61L236 67L235 72L222 70L205 76L208 75L206 77H209V81H233L230 89L218 91L216 106L218 111L226 112L235 118L233 135L240 147L246 146V152L241 150L235 156V160L228 165L230 175L226 178V184L236 181L234 190L237 191L239 180L232 176L238 173L241 179L240 175L245 172V167L250 165L247 162L248 133L256 120L264 118V57L257 59L252 50V47L264 48V34L255 37L252 44L231 39L225 31L219 0L187 1L180 5ZM186 95L189 104L196 101L199 103V98L191 90H188ZM261 211H264L262 205ZM241 231L239 234L219 231L209 237L203 249L202 264H213L217 253L225 251L252 257L255 259V264H264L263 232L251 229Z\"/></svg>",
	"mask_w": 264,
	"mask_h": 264
}]
</instances>
